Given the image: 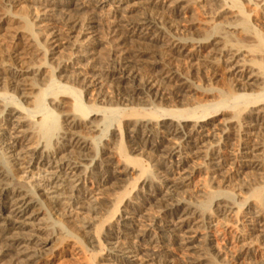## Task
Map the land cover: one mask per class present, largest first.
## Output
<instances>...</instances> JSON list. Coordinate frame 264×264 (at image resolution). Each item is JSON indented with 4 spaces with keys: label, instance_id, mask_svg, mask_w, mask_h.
Returning a JSON list of instances; mask_svg holds the SVG:
<instances>
[{
    "label": "bare ground",
    "instance_id": "obj_1",
    "mask_svg": "<svg viewBox=\"0 0 264 264\" xmlns=\"http://www.w3.org/2000/svg\"><path fill=\"white\" fill-rule=\"evenodd\" d=\"M32 1L36 4L41 2L40 0ZM145 1L146 4H152L153 0ZM167 1L157 0V3L164 5ZM43 2L56 7L57 5L65 7L57 9L58 18L53 20L54 23L61 24L63 29L59 33L51 32L47 35L45 41L47 40L48 47L38 43L41 33L34 30L38 26L34 27L35 25L24 18H12L23 24L26 36L24 39H22L21 30L0 27V31H3L1 36L6 33L9 39H13L14 49H16L11 55L3 54L0 57H3L5 62L10 61L11 66L15 67L16 72L12 78L17 90H19L17 86H20L22 81L23 83L31 81L33 87L39 85L40 80L36 77L41 76V67L47 65L50 55L58 54V51L54 53L52 51L57 49L70 51L67 58L65 60L63 58V61L57 63L56 67H49L51 76L45 80L47 85L45 89L39 88L37 93L31 96L33 98L31 106L27 105L23 108L20 95L16 96L17 102H13L16 106L14 104V106H8V103L3 101L7 94L0 93V126H6L5 132L0 134V249L5 251L4 255L11 259L12 264L34 262L40 257L38 253L44 246L55 237L63 236L60 229L55 232L54 230L48 231L46 228L39 232L30 229L27 222L42 213L44 201H47L58 216L66 220V223L75 222L74 225L86 235L88 243L93 244L92 248L98 249L93 253L90 264H95L94 257L105 252L107 257L105 261L108 264H132L117 255V253H125L128 249H132V253L141 260L147 258L145 259L147 264H168L167 258L171 250L189 253L195 249L192 244L196 237L191 235L194 233L189 227L193 221L198 220L202 225H206L207 233L204 241L207 243L211 236L219 232L221 226L219 222L230 215L237 214L245 205L247 214L251 215L252 230L258 234L256 236L258 239L264 241V198H260L258 191L253 192L252 197L261 208L254 211L255 209L253 210L247 203L251 196L235 203L227 195L237 198L238 194L223 191H216L212 194L206 189L210 182L214 183L216 180L225 183L231 174L229 165H234V163V167L237 165L241 169L240 173L244 170L255 169L261 171V175L264 176V39H262L264 37L256 41L254 38L256 35L253 36L245 27L243 19L239 20L241 22L235 20L225 24H215L210 32L207 31L202 37L193 39L187 35L180 37L183 32L179 28L168 26L165 18L158 19L144 13L129 16L124 14L120 18L116 17L115 25L117 26L114 27L116 29L109 33V40H111L109 49L105 50L106 52L101 56L94 53L96 38L92 32H89L94 22L87 21L86 25L80 27L74 15L69 14L71 13L67 6L69 2L64 1L57 5L52 0H43ZM207 2L216 19H226V16L230 14L229 7L224 6L220 0H207ZM4 3L8 7L16 4L15 1L5 0ZM71 5L76 12L85 7L81 0L71 1ZM260 8L264 14V3ZM51 10L45 13V19L48 21H52L51 17L54 16L51 15ZM169 15H177V10L172 9ZM38 19L37 16L36 20ZM116 36L118 38L112 40ZM160 43L161 45H158ZM189 47L199 49L203 55L195 59L188 51L183 57L189 60L193 58L199 62L201 68H209L215 61L226 65L231 76L227 89L223 92L216 91L215 98L220 100L201 105L203 112L201 110L200 116L191 113V110L189 111L186 107L171 110L159 107L162 110H159V113L149 112L150 110L148 111L145 107L153 106L156 101L162 103L172 99L175 103H179L181 98L183 100L188 98L187 94L190 93H201L211 98L214 96V90L194 88V83L178 75L177 71L170 67L169 62L162 60L163 56L172 58L171 54L181 56ZM36 48L38 51L41 50V53L36 54L34 50ZM27 49L31 50L27 51L31 55L29 59L24 57ZM244 53L251 57L249 61L246 60L247 58L244 59ZM38 54L42 55L44 60L39 66L31 65L32 60H36ZM96 60L98 62L95 66H83L82 64L85 61L93 63L92 61ZM63 62L70 64L72 71L66 69V64L60 65ZM143 68L148 69L149 76L141 74ZM238 68L242 70L236 71ZM55 72L60 74L68 72L70 76L64 84H61V77ZM197 72L193 69V76ZM173 81L176 83L174 82L172 86H165V82L173 83ZM102 84L110 90L98 92L100 94L98 102L103 101L109 106L125 104V112H121L120 121L114 129V132H117L118 143L117 145L115 143L113 153L105 143L95 151L91 147L89 136L84 135V133L97 132L99 127V125L88 127V124L84 122L87 115L94 113L93 120L89 121L92 124L104 109L95 103L91 105L85 103L83 107L81 95L86 96V92L89 94L91 91H100ZM259 85L262 86L261 92L254 93L251 88H258ZM51 87H54V90H49ZM66 87L74 91L77 88V96L74 98L73 110L63 114L59 124L45 120L37 123L31 121L30 118L33 117L30 116L41 113L40 111L45 107L46 96H52L47 104L50 107H62L64 101L60 98L70 100L71 94H67L64 90ZM166 87L169 88L168 92H166ZM34 89L37 90V88ZM239 91L244 94H240ZM248 91L250 92L245 93ZM15 95L12 94L11 97ZM90 95L92 96V93ZM23 96L26 98V95ZM252 96H254L253 99L248 100V97ZM230 98L246 99L248 102H245L249 106L236 111L229 110L225 101ZM135 100H140L142 106H139L140 103L134 105L132 101ZM77 107H82V111H77ZM250 113L254 115L249 118L250 121H246L245 117L251 115ZM223 114L229 115V119L226 120L227 124H235L239 129L246 124L245 127L248 130L243 136L252 137V142L242 139L240 140L242 143H239L238 148L234 150L230 144L231 136L228 134L230 130L228 127H225L219 135L211 134L208 126L212 122L208 119L212 118L207 117ZM2 122L4 124H1ZM29 122L32 124L31 127H28ZM84 129L87 132H83ZM54 132L56 134L53 138ZM159 134L164 136L158 138ZM42 138L46 145L39 147ZM169 140L177 144L165 145L164 142ZM105 141L111 142L107 139ZM246 141L253 144H247ZM130 152L138 153V155L131 157ZM110 154L117 155L120 160L113 162ZM29 155L31 159L34 158L38 166H47L54 170L42 189L35 188L32 191L16 180L13 174L25 168L24 164L27 163L25 159ZM193 158L203 160L201 168L206 169L204 176L208 180V182L205 180L200 183L196 190L198 189L197 191L204 195L205 203L219 198L213 201V207L212 209L209 207L210 210H199V206L191 201V196L179 191L200 172V167L188 166V161ZM149 167L150 170H148ZM130 173L137 174L134 184L131 185L132 189H135L139 183L141 190L149 188V191L154 193L153 198L142 199V206L156 205L160 215L166 218L165 223L170 229L167 232H171V239H168L170 246L160 245L162 230L154 236L150 234L151 228L156 225L155 221L159 219L156 216L146 219L145 221L148 222L146 225L137 224L134 217L124 220L123 216H120V219L124 221L123 227L131 226L130 233L122 234L121 232V234L129 236L132 242H123L122 237H119L120 233L111 234L102 229L103 225L109 222L112 216L114 217L119 205L129 195L126 192L117 196L115 201L113 200L112 212H107L109 216L102 220L105 223L101 221L97 223L96 218L102 215L103 211V203L100 201L102 191L115 186L126 174ZM81 211L84 213H80ZM254 214L257 216H253ZM40 234L47 235V237L40 239L42 236ZM101 236L105 239L102 240ZM146 238L148 241H145ZM243 245L242 249L245 250L247 247ZM32 247L37 249L33 251ZM207 247L206 244L208 251ZM149 249L153 250H151L152 254L148 253ZM206 256L208 254L203 252L195 258L189 257L186 264H200L206 260Z\"/></svg>",
    "mask_w": 264,
    "mask_h": 264
},
{
    "label": "rangeland",
    "instance_id": "obj_2",
    "mask_svg": "<svg viewBox=\"0 0 264 264\" xmlns=\"http://www.w3.org/2000/svg\"><path fill=\"white\" fill-rule=\"evenodd\" d=\"M5 1H9V2L15 1L16 4H14V6L12 7H8L4 5L5 4L4 0H0V27L3 26V27L11 28V29L21 30L23 32L22 39H24L26 36L24 35L23 24L19 22L18 20L12 19L14 17L24 18L28 20L30 23H32V25H35L34 27L38 26L36 27L37 29L34 28V30L41 33L38 39V43L43 44L44 47L49 46V44L47 43V40L45 41V39H47L48 34H50L51 32L59 33L63 29L61 24H58L56 22L54 23V21L58 18L57 9L65 8L64 5L63 6L59 5L60 7H58L57 4H59L60 2H64V1L69 2L67 5L68 10L71 12L69 14L74 15V19H76L80 27H82L83 25H86L87 21L94 22L91 25L92 29L89 32H92L94 35L93 34L91 35H93L96 38V39L94 38L96 42V46H94V50H95L94 53H97L98 55H101V56L102 54H104V52L108 51L109 49V42L111 41L109 40L110 39L109 33L111 30L116 29L114 27L117 26L115 25V23L117 22V18L118 17L120 18V16L124 14L129 16V15L144 13V14L152 15L158 19L161 17L165 18L166 23H168V26L179 28L180 31L183 32L180 35V37L182 36L186 37L187 35V37H190L193 39L202 37V35L205 34L207 31L210 32L214 28L215 24H218V23L225 24L227 22H234L235 20L239 21L243 19L245 20V25H246L244 26L252 33L253 36L256 35L254 36L256 41L264 37V14L262 10H260L261 9L260 7L264 3V0H220L224 6L229 7V9L231 10L230 14L226 16L228 19L227 18L226 19H216L213 15L211 7L207 4L208 3L207 0H168L166 4L164 5L161 3H157V0L155 1L153 0L152 4H146L145 0H81V2H83L85 7L82 10L77 11V12L74 10L73 6L71 5V1L78 2V0H52L53 2L56 3L57 7L51 5L50 3L43 2V0H40L41 2L38 4L33 3L32 0H5ZM44 1H50V0H44ZM154 3L155 4L157 3V5H154ZM172 9L177 10V15H169V11L171 12ZM48 10H51L50 11L51 15L52 14L54 15L53 17H51L52 21H48L47 19H45V16H46L45 13H48L47 12ZM55 13H56V16H55ZM233 15L236 16V19H235V16ZM37 16L39 17L38 20H36ZM118 24L122 25V23H118ZM119 29L124 30L121 27ZM2 34H3V31H0V36ZM151 34L153 35L154 32ZM4 35H6V33ZM3 36L0 37V56H2L3 54L11 55L16 50L14 49L13 39H9L7 35L6 37H3ZM117 38L118 37L116 36L112 40H116ZM251 44H253V42ZM158 45H161V43ZM20 47H22V45H20ZM41 49L43 50V48ZM34 50L36 54L41 53V50L38 51L37 48ZM27 51L30 52L31 50L27 49L24 57L29 59L31 55L29 54V52L27 53ZM56 51H58V54L50 55L47 65H44V67H41V76L36 77L37 79L40 80L39 85L33 87V85L31 84V81H28L27 83L26 82L23 83L22 81L20 82L21 85L17 86L19 90H17V88L15 87L14 82H13L14 79L12 78L13 74L16 72L15 67L11 66L10 61L5 62L3 60V57L2 58L0 57V73L2 74L0 76L1 77L0 93L4 92L7 94L5 99L3 100L4 103H8V106L9 105L14 106L15 105L14 103L17 102L16 96L20 95V99H22V102H23L21 106L24 108V107H27V105H30L33 100L31 96L36 94L39 88L45 89L47 85L45 80L50 78L51 76L49 67H56L57 63L65 60V58H67V55H69L70 53L69 50L60 51L59 49L52 51V53ZM188 51H190L191 56H194L195 59L197 56L199 57L200 55L201 56L203 55L202 51H200L199 49L195 50L194 48L189 47L181 56L176 55V54H171L172 58L163 56L162 60L164 62H169L170 67L173 68L175 71H177L178 75L194 83V86H193L194 88L197 87V89H201V90H204V89L214 90L215 91L214 96H212L211 98L210 96H205L201 93H195V94L190 93V94H187L188 98L184 100L181 98L179 103H175L174 101H172V99L167 102H162V103H158V101H156L153 106L145 107L148 109V111L150 110L149 112L159 113V110H161L159 109V107L162 109L164 108L165 110L183 109V108L185 109L186 107V109H188L189 111L191 110L190 111L191 113H194L196 116H200L201 113L203 112V108L201 107V105L208 104L211 101L215 102V101L220 100L219 98H215V94L218 91L223 92L224 90L227 89L228 82H229L228 80L229 78H231L229 69L226 67L225 64L219 63L217 61H215L214 64L212 63L209 68L208 67L201 68L199 66V62H196V60H194L193 58H190L189 60V58L183 57L185 56V54H187ZM246 55L247 54L244 53V56H245L244 59L247 58L246 60L249 61L251 57L246 56ZM35 59L36 60L34 61L32 60L31 65L39 66L41 62L44 60V57L38 54V56H36ZM92 62L93 63H91V61H85L82 64L83 66H86V65L95 66L97 65L96 62L98 61L96 60ZM65 64L67 66L66 69H68L69 71H72V69L70 70V66H71L70 64L63 62L60 65H65ZM193 69L196 70V72L198 71L197 74L194 76H193ZM241 70L242 68H238L236 71H241ZM141 72L143 76L147 77L150 75L149 74L150 72L146 68H143ZM55 74L61 77L60 78L61 84H64L67 81V78L70 76V73L68 72H64L61 74L55 72ZM174 82L175 81H173V83L165 82V86H168V87L172 86L173 84L176 83ZM98 87L97 89H99ZM261 87L262 86L259 85L258 86L259 89L258 88H251V89L254 93L255 92L260 93ZM34 88H37V90ZM49 90H54V87H51V89ZM64 90H66L67 94L69 95L71 94L70 100L60 98V99H63L64 101L62 107H55V106L50 107L47 104H48V99L51 98L52 96L50 95L46 96L45 102H44L45 107H43V110L40 111L41 113L32 114L30 116V117H33V118H30L31 121L33 120V122L37 123V122H42L43 120H45L53 124L54 123L59 124L60 119L63 118V114L67 112H71V110H73L74 98L77 96V93H76L77 88H76V91H74V89H70L67 87ZM106 90L109 91L110 89L106 88V86L102 84L100 91L97 90L94 92L92 91L90 92L92 93V96L90 95V93L87 94V92L85 93L86 96L81 95V100H82L81 105L83 107L85 103L88 105L95 103L96 105L104 109L102 113H99L98 115L99 117L96 120H94V123L92 124L89 123V121L93 120L92 116L94 113H90L87 115L84 122L88 124V127H93L95 125L96 126L99 125V127L97 128V132L84 133V135L89 136V140H90L89 142H91L92 144L91 147H93L95 151L98 150L99 147L105 143L107 147L109 148V150L112 151L113 153L116 147L115 143L116 145L118 143L117 132H114V129H115V126H117V122L120 121L119 118L121 114L125 112L124 110L125 104L118 105V106L116 105L109 106L108 104L106 105V103H103V101L98 102L99 95H100L98 94V92L102 93V92H105ZM239 90H241V88H239ZM168 91H169V88H167L166 92ZM249 92L250 91L245 92V93H249ZM239 93L244 94V92L242 91H239ZM12 94L14 95L16 94L15 97L14 96L11 97ZM23 95H26V98ZM22 96L24 98H22ZM253 97L254 96L248 97V100L253 99ZM139 101L135 100L132 102L134 105L140 103L139 104L140 106L141 101L140 102ZM245 101L247 100L230 98V99H226L225 105H227L229 110L232 109L236 111L239 108L249 106V104H247L248 101L247 102ZM198 106H199V109H198ZM77 111L79 112L82 111V107H79V108L77 107ZM253 115L254 113H252L248 117H245L246 121H250L249 118H251ZM214 116L216 115H210L207 117V118H212L211 120L208 119L209 122H212V124L208 126L211 134L219 135L221 134L222 131H224L225 127H228L230 129L228 131L229 132L228 134H230L231 136L230 144H232L231 147H233L234 150L238 148L239 143H242V141H240L242 139L243 141L247 140L248 142L250 141L252 142L253 140L252 137H249L246 135L243 136V134H245L244 132L248 130V128L245 127L246 124L243 123V121L242 123L245 125L243 126L242 129H239L235 126V124L234 125L227 124L226 120L229 119V115L223 114L222 116H216V117ZM1 124H4V123L2 122ZM28 125H29L28 127H31L32 126L31 122H29ZM5 129H6V126H2V127L0 126V134L4 133ZM83 132H87V130L84 129ZM55 134L56 133L54 132L52 135L53 138ZM163 136H164L163 134H159L158 138H162ZM92 137L94 138L92 139ZM106 139L111 140V142H106L105 141ZM247 141H246L247 144H253V143H248ZM164 143L165 145H173L175 143L177 144V142L170 141V140L165 141ZM45 145L46 144L44 143V139L42 138L39 143V147L45 146ZM3 149H4V146H3ZM129 155H131V157H134V156H137L138 153L130 152ZM110 156L113 158L111 159L113 162H117L120 160L119 157L115 154H110ZM29 157L27 156V158L25 159L26 162L29 164L27 163L24 164L25 168L23 170L19 171V173L14 172L13 174L16 180H19L22 184L29 187L32 191H34L35 188L42 189L46 186L48 179L50 178L54 170L50 169L47 166L45 167L38 166L37 164H35L36 161L34 160V158L31 159V157L30 158ZM188 166L190 167L194 166L197 168L200 167V170H199L200 172H198L197 176H195V178H193L192 181H190L191 184L186 183L185 186L179 191L181 193L184 192V195L188 194L189 196H191L192 197L191 201H193V203L199 206L198 208L199 210L205 211L209 209V207L210 209H212L213 201L219 198H216L214 200L212 199L208 203H205L206 199L204 195H202L201 192H198L197 191L198 189L196 190L197 186H200V183H203L205 182V180H207L206 176H204L205 175L204 172L206 171V169L201 168L203 166V160H201L200 158H193L190 161H188ZM234 166H235V163L234 165L233 164L229 165V168L231 167L230 169L231 174H230L229 179L226 180L225 183L218 182V180H216V182L214 183L210 182L206 188L207 192H210L213 194V192L215 193L216 191H223L229 194H234V195L238 194V197H237L238 199L236 197L232 198L233 196L231 195H227L228 198L233 199L235 203H237V201L239 202L240 200L244 201L246 198H248V196L249 197L251 196L250 201H248L247 203H249V206L253 210L255 209L254 211L259 210L261 207L260 206L258 207L255 199H253L252 197V194L253 192L258 191L260 198L261 199L264 198V189H263L264 176L261 175V171H258L255 169L244 170L242 173H240L241 169L238 168L237 165L236 167ZM148 170H150V167L148 168ZM136 175H137L136 173L126 174L122 178V180L118 182L115 186L102 191L100 195V198H101L100 201L103 203V207H102L103 211L101 212L102 215L97 216L96 218L97 223H99V221L104 222L102 220L104 218H107L109 216L108 213L112 212L114 208L113 203L115 201V198L119 196L120 194L126 192L127 194L129 193V195H127L129 198L126 196V198L128 199L125 198L122 201V203L119 205L117 213H114L115 215L113 214L114 217L112 216L109 222L107 221H106L107 223L104 222L105 225H103L102 229L104 231L106 230V232L111 233V234L120 233L119 237L120 238L122 237L121 239L123 240V242H129V241L132 242L133 240L130 239L129 236L127 235L122 236L124 232L125 234H128L131 232L130 230L131 226L127 227L126 225L125 227H123L124 221L120 219V216H123L124 220L125 218L129 219V218L134 217L137 220V224L139 225H146L148 223L147 221H145L146 219H149L150 216H156V217H159V219L155 221L156 225L153 228H151L152 232H150V234L154 236L155 233L162 230V235L160 238V245L161 246L163 245L162 247L164 246L167 247L168 245L170 246L169 244L170 241L168 239H171L170 237L171 232H167V230H170V229H169V226L165 223L167 222V220H165L166 218L160 215V213L158 212L159 210L156 207V205H152L153 207L152 206L150 207V205L142 206V199H144L145 197L153 198L154 193L149 191V188L141 190L139 183L136 185L135 189H132L131 185L134 184ZM187 191H190V192L186 193ZM193 191L196 193H194ZM133 202L136 205H134ZM43 206L44 207H43L42 213L37 215L33 220H29L27 222L30 229L36 232L37 231L39 232V230H43L45 228L48 229V231L54 230L53 232L60 229L63 233V236H61V238L57 236L54 239H52L46 246L43 247L41 252L38 253L40 257L37 258L34 262L28 263V264H90V260H91L93 253L95 251H98V249L96 247L92 248L93 244L90 245L88 243L89 241L87 240L86 235L77 226L74 225L75 222L66 223V220L58 216V213H56L52 209V207L49 206L47 201L43 202ZM245 207L246 205L237 214L230 215L226 217L225 219H223L222 221H220L219 223H221V226L219 227V232L216 233L214 236H211L207 243L204 241V236L207 233L206 225H202L198 220L193 221L189 225V227L190 229H192V232L194 233L191 235H195L196 237V239L194 240L192 244V246L195 249H193V251H190L189 253L181 252L177 250H171L167 258L169 263L170 264H186L189 257L195 258L201 253L205 252L206 254H208V256H206V260L200 262V264H261V262L263 264L264 241H262V239H258L256 237L258 234L252 230L253 224L250 221L251 215L247 214V210L245 209ZM80 213H84V211H81ZM253 216H257V214H254ZM138 228H141V227L138 226ZM121 232L123 233L121 234ZM40 235H42L40 236V239H44L47 237V235H43V234H40ZM100 238L102 240L105 239L103 236H101ZM145 241H148V239L146 238ZM206 244L208 245L207 247L208 251L206 250ZM241 244L242 245L244 244L243 246L247 248L245 250L242 249ZM36 249L37 248L32 247L31 250L35 251ZM151 250L152 249L148 250L149 254H152L153 250L152 251ZM165 251H167V248H165ZM4 252L5 251L3 249H0V264H12L11 259L9 257H6L4 255ZM132 252H133L132 249H128V251H126L125 253H117V255L120 256L121 258L127 259L126 261H130L132 264H147L145 262V259L147 258H143L144 260H141L138 257H136L135 254H133ZM105 254L106 252L102 253L101 255L99 254L95 256L93 260L94 263L95 264H108V262L105 261L107 258Z\"/></svg>",
    "mask_w": 264,
    "mask_h": 264
}]
</instances>
